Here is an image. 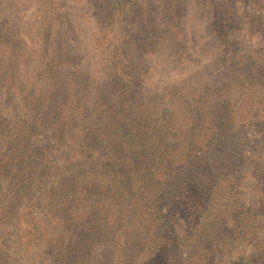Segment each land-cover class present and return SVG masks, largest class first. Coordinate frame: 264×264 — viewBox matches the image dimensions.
<instances>
[{"label":"rangeland","instance_id":"374dc122","mask_svg":"<svg viewBox=\"0 0 264 264\" xmlns=\"http://www.w3.org/2000/svg\"><path fill=\"white\" fill-rule=\"evenodd\" d=\"M0 264H264V0H0Z\"/></svg>","mask_w":264,"mask_h":264},{"label":"trees","instance_id":"16d2710c","mask_svg":"<svg viewBox=\"0 0 264 264\" xmlns=\"http://www.w3.org/2000/svg\"><path fill=\"white\" fill-rule=\"evenodd\" d=\"M219 102H220V100H215V103L214 102L208 103L207 105H208L210 111L214 108V105L216 106ZM222 102L224 103L225 101H222ZM72 106H74V103L72 104ZM77 108H75V109H77ZM218 112L221 116H224V110H218ZM81 114L82 113H80V115ZM140 116L142 117V115H140ZM69 118H71V117L69 116ZM142 118L144 119V117H142ZM62 119H63L62 123L65 124L67 117H64V115H63ZM218 120H220V118ZM208 121H209V118H208ZM55 124H57V123H55ZM172 125L173 124L170 123V120L167 122L165 121V124L158 125V126L155 125L154 120H149L145 125V127L147 129L156 130V133L158 135V137H155V141L152 143V147L148 146L149 150H147L145 148L146 143H144V144L142 143L141 145L144 147V149H142V151L139 152L140 156L143 157V159H141V160H144L145 156L150 159V161L146 162L147 166L144 167V170H146L144 176L148 177V179L150 180L149 188L147 189L148 193L146 195H149L150 192H152V190H154L153 189V188H155L154 179H159L161 181H164L166 179H170L171 181L174 180L173 186L176 188L175 184L178 182V177H179V174L177 172L180 169H183V171L186 170V167L184 165L179 167V164L180 165L183 164L184 160L187 161V163H191V164L193 163L192 156L189 157V156L185 155L186 154L185 150H187L188 147L193 149V147L200 142L202 144H204V140L209 135L208 133H205V132L198 133L194 137V139H190L187 142V144H185L184 141H182L180 139V138H182V136H179V137H177V140L179 142L177 144H174L173 146H169V143L166 142V139L170 138V133L166 129ZM176 131H178L179 133H182L185 131V129L178 128V129H176ZM206 132H208V131H206ZM192 134L194 135V132H192L191 135ZM135 138H136V136H135ZM139 140H140V138H139ZM19 148H20L19 144L16 143V147L15 148L13 147V150H20ZM211 154H213V153L211 152ZM141 162H142V164L145 163L144 161H141ZM217 169L216 168L213 169V170H215L214 173H216V174H218L219 170H220L219 168H217ZM189 174H191V172H189ZM180 180H181V178H180ZM155 192L156 191H153L154 194H155ZM154 194H153V196H154ZM210 196H211L210 193H200V191H199V195H198L197 200H201V201L203 200V204H205L206 202L208 203V201H210ZM156 200H158V198H156ZM134 202L137 203L138 201H134ZM197 210H198V217H197V219H198L199 216L202 214L201 210H203V208H201V206L198 205Z\"/></svg>","mask_w":264,"mask_h":264}]
</instances>
